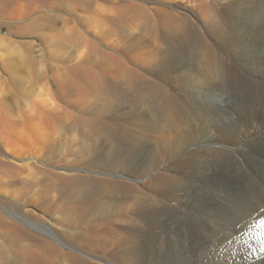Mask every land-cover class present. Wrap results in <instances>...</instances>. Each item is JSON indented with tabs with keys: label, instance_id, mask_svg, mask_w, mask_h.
<instances>
[{
	"label": "bare ground",
	"instance_id": "bare-ground-1",
	"mask_svg": "<svg viewBox=\"0 0 264 264\" xmlns=\"http://www.w3.org/2000/svg\"><path fill=\"white\" fill-rule=\"evenodd\" d=\"M68 1L101 44L62 24L49 50L0 34V193L53 214L0 207V264H264V0Z\"/></svg>",
	"mask_w": 264,
	"mask_h": 264
},
{
	"label": "rangeland",
	"instance_id": "rangeland-1",
	"mask_svg": "<svg viewBox=\"0 0 264 264\" xmlns=\"http://www.w3.org/2000/svg\"><path fill=\"white\" fill-rule=\"evenodd\" d=\"M162 1L164 2L165 5H171L173 2L180 1V0H162ZM170 2H172V3H170ZM32 3H34V6L32 5V7L35 8L37 6V5H35L36 3L35 2H32ZM59 3H60V6L62 5L61 6L62 8H57L59 10V11L57 10L58 12L51 11L49 9H44V10L42 9L41 11H38L35 15L30 16L27 19H20V20L13 21V20H11L9 18V16L11 14L8 15L7 13H4V14L1 13L0 14V34L9 35V37H11L12 35L9 34V31L8 30L13 31L14 33L17 34V32L19 31V29L24 28L28 23L30 24V21H33V18H37V17L38 18H42V23L43 24L41 23V25L35 26V28L32 30L34 32L33 35H29L28 36V34H24V35H20V34H17L16 35L15 34V35H13L12 39H14L15 41H17L18 43H19V41L20 42L22 41L24 43H26V42L31 43L30 41H32V42L34 41L35 43H32L31 44L32 46L30 45V47H34V48H36V47L37 48L42 47L44 50H49V48H47L45 46L48 45V44L50 46H52L54 44L51 41V39H50L49 31H51L52 30V27H55V26L56 27H61L63 25L65 27L62 18L63 17H66L69 20V22H68V25L65 28L63 26L61 27L63 31L66 32V30H67V32H70L71 31V28H73V26H76V29H79V31H80V35L83 34L84 36L88 37L89 39H92V40H94V41H96V42L99 43V38H98L99 37V34H98V32L95 31V30H93L92 28H90V26H88L86 24V22L84 23L83 21H80V19H79V17H80V13L79 12L80 11L78 12L75 9H73L70 6V3H69L68 0H61ZM51 13H53V14L55 13V14L54 15L53 14L51 15ZM5 14H7V15L5 16ZM45 15L48 16V17L51 16V18L49 20L48 19L47 20H44L43 17H45ZM57 25H59V26H57ZM45 38H46V40H48V39L49 40H48V43L43 44L41 39H45ZM29 43H27V44H29ZM36 43H40L41 46L36 45ZM51 43H53V44L51 45ZM33 44H35V46ZM99 44H101V43H99ZM42 45H44V46H42ZM55 46H57V44ZM57 47H59V45ZM57 47H55V49H57V50L59 49L58 50L59 51V54L61 53V54H64V55L67 54V52L65 51L67 49L61 50L62 48L66 47V48L71 49V50L75 49V47H73V46H69V47L64 46L62 48H57ZM101 48L110 51V49H107V48L103 47V45H101ZM65 52H66V54H65ZM113 52H115V53H117L119 55L122 54L121 52H117V51H113ZM120 56L123 57V54L120 55ZM92 57H93L94 60H97V61H100V62H103L104 61V59L101 56L95 55V53H92L91 54V58ZM46 58L48 59L47 64L49 66H52L54 64V62L49 61V60H51V58H48V54H47ZM42 91H41L40 96L42 95L43 96L42 98L48 97L47 96L48 95L47 92L46 91H43V94H42ZM37 121L38 120L36 119V122ZM30 139L31 138H29V141H30ZM31 142H32V140H31ZM35 143L32 142L30 146L28 144H26V143H23L22 144V148H20L21 149V152L25 153V155H24L25 157L26 156H37L38 158H40L41 159V161L39 162V165H41L40 167H46V168L49 167L50 169H53V167L50 164H48V163L47 164L46 163L44 164L42 162V160L51 162V159L53 158V152H54V147L52 146L53 144H50L49 146H43L42 147L41 145H38L37 143L36 144ZM9 153L10 152H8L5 149V147L2 145V141L0 139V157H2V155H3V158H6L7 155H10ZM14 160L16 161V159H14ZM32 175H30V178L31 179L33 177H38L39 174H35V172H34ZM39 177L42 178L43 175L40 174ZM33 179H36V178H33ZM33 193H35V192H33ZM33 193L30 192V191L27 192V193L25 191H18L17 192V195L18 196L16 197V195H15V199L11 195L8 196V195L1 194L0 193V207L1 208L2 207L3 208H6V209H10L11 208V210H13L15 212H18V210H16L13 206H18L19 207L21 205L23 207V205H25V207H23V208H27V209H30V210H34L35 212H37L39 214H42L47 219L51 220L53 218V214L51 212H47L45 210V208L41 207L43 205L42 203L46 202V200H44V199L38 200L37 199L38 196L37 195L35 196V194H33ZM11 219H14V218H11Z\"/></svg>",
	"mask_w": 264,
	"mask_h": 264
}]
</instances>
